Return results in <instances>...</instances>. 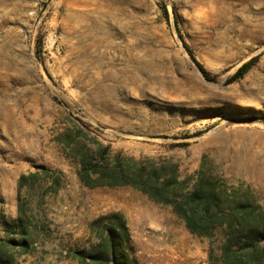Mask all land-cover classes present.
Listing matches in <instances>:
<instances>
[{
    "label": "rangeland",
    "instance_id": "obj_1",
    "mask_svg": "<svg viewBox=\"0 0 264 264\" xmlns=\"http://www.w3.org/2000/svg\"><path fill=\"white\" fill-rule=\"evenodd\" d=\"M103 151L111 165L120 154L200 171L258 205L264 230V0H0V240L14 264H104L92 257L114 213L136 264H264V234L225 257L222 228L199 236L132 186L83 184L79 159ZM40 166L65 185L19 191ZM20 211L28 251L9 243Z\"/></svg>",
    "mask_w": 264,
    "mask_h": 264
},
{
    "label": "trees",
    "instance_id": "obj_2",
    "mask_svg": "<svg viewBox=\"0 0 264 264\" xmlns=\"http://www.w3.org/2000/svg\"><path fill=\"white\" fill-rule=\"evenodd\" d=\"M168 16L167 8H164ZM181 38L182 35L180 34ZM185 43L190 55L202 73L209 80L214 79L210 72L195 58L193 52ZM255 56L242 64L228 79L234 81L241 77L256 61ZM105 151L98 153L91 159H79V177L83 184L89 187L97 186H132L149 196L153 201L170 206L186 224L190 232L204 237H213L215 230L222 228L225 241L222 245L224 256L232 251L233 246L242 248L255 247V242L264 234L263 226L256 210L258 205L245 197H237L236 193L228 192L227 188L220 186L210 178L197 171L182 177L179 165L172 161L157 163L149 158L135 160L128 159L125 165L120 154L116 156L111 165L107 162ZM43 179L46 183L45 194H56L65 185L64 174L54 171L46 166H40L38 171L22 174L18 180V190L25 187L32 188ZM117 221V226H108L102 244L103 250L93 255L96 263L110 264H136L134 259L125 250L129 241V231L122 215H111ZM261 217V215L259 214ZM19 240L13 237L9 240L11 247L21 245L23 251H28L27 223L22 211L19 213ZM94 222L91 230L97 232ZM242 241V242H241ZM73 259L81 264L87 259L78 253L71 254ZM233 264V261H228ZM235 263V262H234ZM0 264H14L12 256L2 247L0 240Z\"/></svg>",
    "mask_w": 264,
    "mask_h": 264
},
{
    "label": "bare ground",
    "instance_id": "obj_3",
    "mask_svg": "<svg viewBox=\"0 0 264 264\" xmlns=\"http://www.w3.org/2000/svg\"><path fill=\"white\" fill-rule=\"evenodd\" d=\"M135 196V195H134ZM136 197V196H135ZM144 199V198H143ZM143 199H138V201H137V203H138V205L139 206H141L142 207V209L147 213V215H148V217H151L152 218V215H154V214H158V212H157V210L153 207V205L151 206V205H149V203L147 204L146 202H145V200H143ZM136 201V200H135ZM134 201V202H135ZM125 202H126V200H125ZM129 206V205H128ZM132 210V209H131ZM133 211V210H132ZM131 211V212H132ZM160 211V210H159ZM169 219V217H167V220ZM171 221V220H170ZM171 222H169V224H170ZM143 224V223H142ZM150 227V226H149ZM175 229H176V227H175ZM157 230V229H156ZM175 231V230H174ZM182 240H186L188 237L186 236V234H184V235H182L181 237H180ZM180 241V240H179ZM188 241V240H187ZM181 242V241H180Z\"/></svg>",
    "mask_w": 264,
    "mask_h": 264
}]
</instances>
